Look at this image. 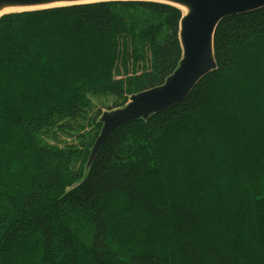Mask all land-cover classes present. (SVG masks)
I'll return each instance as SVG.
<instances>
[{"label":"trees","instance_id":"obj_1","mask_svg":"<svg viewBox=\"0 0 264 264\" xmlns=\"http://www.w3.org/2000/svg\"><path fill=\"white\" fill-rule=\"evenodd\" d=\"M183 15L133 0L0 18V264H264V9L223 21L217 71L182 105L115 130L86 170L103 110L179 68ZM81 132L85 152L59 147ZM3 159L29 166L25 189ZM116 196L168 227L167 251L112 250Z\"/></svg>","mask_w":264,"mask_h":264},{"label":"water","instance_id":"obj_2","mask_svg":"<svg viewBox=\"0 0 264 264\" xmlns=\"http://www.w3.org/2000/svg\"><path fill=\"white\" fill-rule=\"evenodd\" d=\"M133 0H0V18L6 14L84 5L87 3ZM151 1L185 10L179 29L182 60L179 68L160 87L133 95L124 108L105 111L102 131L89 157L87 172L101 154L108 138L122 126L148 121L150 117L182 105L207 76L217 71L214 54L219 25L230 17L247 15L264 9V0H134ZM7 10L12 12L5 13Z\"/></svg>","mask_w":264,"mask_h":264},{"label":"rangeland","instance_id":"obj_3","mask_svg":"<svg viewBox=\"0 0 264 264\" xmlns=\"http://www.w3.org/2000/svg\"><path fill=\"white\" fill-rule=\"evenodd\" d=\"M109 103H111V100ZM105 111L108 110H103V112ZM86 129L87 130L84 133L90 132L89 128ZM82 133L83 132L79 134L76 133L72 135V138L65 139V145H60L59 147H74L75 150H79V152H85L89 145V142H83L82 140H79ZM3 162L4 164H2V167L5 169V172H7V175L5 174L6 178H8L9 180H13L12 178H14V180L17 181L18 185L25 189L26 185H28L27 183L29 179L31 178V170H28L29 166H23V163L19 160L16 161L17 163H13L12 165L9 161H5L4 159ZM60 163L63 164L64 161L62 162L60 160ZM151 175L152 174L150 173V176ZM149 181L150 179L147 178L146 182L144 180L143 183L149 187ZM104 206L108 218L107 221H109L110 224V233L112 236L110 243L112 244V250L115 253L128 257L132 249L138 251L148 248L151 250L156 249L163 252L167 251L170 244V232L167 226H160L157 223H153L152 221L148 220L144 217L143 213L139 211V209L134 207L132 204H129L127 199L122 196L110 197V199H108L107 202L104 203ZM182 215L184 216V212H181L180 216ZM81 218L83 219L84 217L81 216L80 219ZM191 220L194 219L191 218ZM80 222L76 223L77 233L78 235H80L81 239L84 242L89 244V240L91 237L90 225L86 221V219L85 222L84 220L82 223ZM115 237L119 238L117 244L114 241ZM79 264L91 263L88 260H85L83 257Z\"/></svg>","mask_w":264,"mask_h":264},{"label":"bare ground","instance_id":"obj_4","mask_svg":"<svg viewBox=\"0 0 264 264\" xmlns=\"http://www.w3.org/2000/svg\"><path fill=\"white\" fill-rule=\"evenodd\" d=\"M9 12H12L11 10H7L5 13H3V14H6V13H9Z\"/></svg>","mask_w":264,"mask_h":264},{"label":"snow or ice","instance_id":"obj_5","mask_svg":"<svg viewBox=\"0 0 264 264\" xmlns=\"http://www.w3.org/2000/svg\"><path fill=\"white\" fill-rule=\"evenodd\" d=\"M0 7H2V6H0Z\"/></svg>","mask_w":264,"mask_h":264}]
</instances>
